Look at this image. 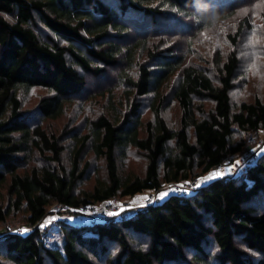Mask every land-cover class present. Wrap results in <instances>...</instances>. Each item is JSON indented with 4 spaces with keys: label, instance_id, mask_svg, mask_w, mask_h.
Masks as SVG:
<instances>
[{
    "label": "trees",
    "instance_id": "1",
    "mask_svg": "<svg viewBox=\"0 0 264 264\" xmlns=\"http://www.w3.org/2000/svg\"><path fill=\"white\" fill-rule=\"evenodd\" d=\"M259 2L0 0V264H264L263 152L245 172L172 190L122 218L128 209L93 223L79 211L197 179L247 150L264 130V96L235 101L232 91L241 39L253 15L264 23ZM231 16L230 51L199 62V37ZM109 71L115 85L97 88L101 112L53 128L93 97L89 77ZM131 150L145 167L123 175ZM90 155L104 160L106 177L79 189ZM54 205L65 213L60 246L47 244L43 226ZM14 213L25 231L8 227Z\"/></svg>",
    "mask_w": 264,
    "mask_h": 264
},
{
    "label": "rangeland",
    "instance_id": "2",
    "mask_svg": "<svg viewBox=\"0 0 264 264\" xmlns=\"http://www.w3.org/2000/svg\"><path fill=\"white\" fill-rule=\"evenodd\" d=\"M261 1L262 0H260L259 2V6L264 3V1ZM233 18L235 17L231 16L229 20ZM252 18L254 26L249 32L245 34V36H243L240 43L241 46H239L241 47L240 51L243 63L241 66L242 68L239 72V77L236 81L237 86L232 91V97L235 101L253 98V96L256 94L264 96V23L259 14L253 15ZM230 21L231 22H221L220 26L218 25L215 31L199 37L200 39L196 42V47H198L196 48V59L199 62L209 63L214 54L215 57L217 54L224 57L228 53V51H230L232 46L227 38V34L234 31L236 27L233 20ZM110 71L97 77L90 76V90H96L93 97L84 100V103H76L74 105H71L65 117L63 119L57 120V122H53L52 127L58 131H63V129L65 130L66 128L74 125L77 121H79V119L82 120L84 117H87L89 116V114L91 115L94 112L95 114L98 111L101 112V108L105 104L104 102L106 100V97H102L100 96V94H96L101 90L97 88H104L114 82V72L110 73ZM112 85H115V83H113ZM36 94L37 93L34 92L29 97V101H27L26 103L27 107L33 108V106H35V101L37 99ZM166 113L168 120L173 123H177L175 120L178 119L179 110L175 103H172V105H170ZM64 123L66 124V126L63 128ZM249 144L250 146L246 148V151L238 155L234 160L226 161L224 164L229 166L230 164L239 161L251 150H258L260 154L262 152L264 153V130L262 129L258 133L252 134L249 140ZM88 158L92 159V156H86L84 158V161L82 162V166L87 160L90 161ZM64 159L65 163L68 165L70 163L68 153L64 155ZM145 163V159L136 154L134 150H131L127 152L125 159H120V172L123 175H127L128 173H143ZM217 169L218 168H216L211 174L207 173L198 177V183L200 182L203 184L205 181H208L210 178H212V175H217ZM86 174L87 175L84 176V179L79 183V189H91L92 185L94 184V180L97 177H106L104 160L92 159L91 165ZM185 182H187V180L178 182V184ZM175 185L176 183L174 182V186ZM173 188V183H164L162 189L159 191L148 190L133 197H116L103 203H97L96 205H93V209L103 210L106 215H109L112 214L114 212L113 210L115 208H118L117 205H119L120 210H118L119 212L116 213H120L121 211L128 209L118 215L120 218H122L123 216L131 215L134 212H137L139 209L144 208L146 204L151 203L150 200L153 201L157 200L158 198H162V200L165 199L166 195H168L173 190ZM62 210L63 209H57L54 205L51 208V213L46 217L45 222L43 223L44 229L48 231L47 244L50 246H60L61 243L63 244L61 234L58 232L57 226V219H59V217L65 216V213H61ZM23 215L24 214L21 213H14L10 215L11 219L9 220L10 224L8 225V227L12 229L14 228L17 231H25L27 227L24 225ZM76 221L81 223L84 222V219H77Z\"/></svg>",
    "mask_w": 264,
    "mask_h": 264
},
{
    "label": "built area",
    "instance_id": "3",
    "mask_svg": "<svg viewBox=\"0 0 264 264\" xmlns=\"http://www.w3.org/2000/svg\"><path fill=\"white\" fill-rule=\"evenodd\" d=\"M260 156V152L257 150H251L248 154H246L245 156H243L239 161L230 164L229 166L223 164H220L217 168V175H212V178H210L208 181H205L203 184L202 183H198L197 179L191 180V181H187L185 183H180L178 184V182H175L176 185L174 186L173 183V190L174 192H177L179 194L181 193H188L191 192L199 187H201L202 185H206L208 184L211 180L215 179V178H220V177H224V176H228V175H233V174H238L241 172H245L247 170H249L251 167H253V165L256 163L257 159ZM213 172V171H212ZM211 172V173H212ZM209 173V174H211ZM189 183V184H188ZM162 200V198H158L157 200H150L151 203H156V202H160ZM118 208H115L113 211V213L119 212L118 210H120L119 205H117ZM57 209H61L59 205H56ZM93 205H88V206H82L79 211L81 212L82 215H84L85 219H87L88 222H97L100 219H102L103 217H106V213L103 212V210H99V209H93ZM67 209V208H65Z\"/></svg>",
    "mask_w": 264,
    "mask_h": 264
}]
</instances>
